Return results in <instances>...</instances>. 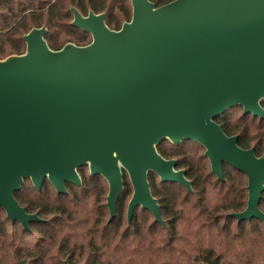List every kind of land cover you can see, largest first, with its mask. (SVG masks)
Returning <instances> with one entry per match:
<instances>
[{"label":"water","instance_id":"water-1","mask_svg":"<svg viewBox=\"0 0 264 264\" xmlns=\"http://www.w3.org/2000/svg\"><path fill=\"white\" fill-rule=\"evenodd\" d=\"M131 5L132 19L120 30L108 27L104 13L72 8L71 26L92 37L86 46L54 51L48 30L35 28L24 36V54L0 60V206L29 231L40 220L15 199L24 180L41 189L48 178L63 194L67 182L82 186L78 170L88 166L109 185V222L126 173L129 225L141 208L165 226L150 174L193 190L158 146L192 141L218 180L225 181V164L246 175L247 207L230 216L264 224V157L216 122L236 107L264 120V0Z\"/></svg>","mask_w":264,"mask_h":264},{"label":"trees","instance_id":"trees-1","mask_svg":"<svg viewBox=\"0 0 264 264\" xmlns=\"http://www.w3.org/2000/svg\"><path fill=\"white\" fill-rule=\"evenodd\" d=\"M150 1L161 7L174 0ZM72 8L83 16L90 11L104 13L112 30L132 19L131 0H0V60L24 54V36L35 28L48 30L45 40L54 51L68 42L88 45L90 35L71 26ZM236 110L243 112L241 107L233 108L216 122L228 136H238L241 148H254L256 156L264 157V120L237 116ZM158 151L165 159L178 161L177 169L185 171L193 190L150 175L165 226L143 209L136 211L129 225L125 208L132 188L126 173L116 218L109 222V185L82 168V186L72 185L67 201L55 195L54 210L44 214L53 217L50 229L42 230L34 242H68L69 264H264V224L257 219L238 223L230 216L247 207L246 175L225 164V181L218 180L205 149L192 141L180 145L166 141ZM22 194L32 195L26 186ZM260 208L264 212V194ZM24 237L33 235L21 230L20 235L10 236L0 224V264H48L33 258L38 252L22 243Z\"/></svg>","mask_w":264,"mask_h":264},{"label":"flooded vegetation","instance_id":"flooded-vegetation-1","mask_svg":"<svg viewBox=\"0 0 264 264\" xmlns=\"http://www.w3.org/2000/svg\"><path fill=\"white\" fill-rule=\"evenodd\" d=\"M164 142H166V141H164ZM164 142L161 145H163ZM160 146H158V148ZM171 160H174V159H171ZM174 161H176V170L181 171V169H177L178 161L177 160H174ZM82 168H86L87 170H89L88 166H85ZM82 168H80V169H82ZM80 169L78 170V172L80 171ZM182 171H184V170H182ZM185 176H186V173H185ZM28 184H30V185H28ZM72 185L73 184L67 182L65 184L66 193L60 194V193H58V191L56 190V188L54 187V185L50 182V180L48 178H45V180L41 186V189H38L37 186L33 183V181L31 179L24 180L21 191L15 193V199L17 200V202L20 204V206L25 210V212L28 215H36L38 220H40V221L30 222V224H29L30 230L29 231L25 230L20 221H15L14 223H12V221L8 218L7 213L4 210V208L0 206V224H2L3 231L6 230L8 232L9 229L27 231L33 235L34 240H38L41 237V235H43L42 230H44L46 227H47V229H50L48 227L52 223L53 217H52V215H47V216H45V215L47 214V212H52L54 210L55 195H57V196L63 195L64 197H66V201H67V197L69 196V192H70V187ZM25 186L30 189V191L32 193L31 197H28V196L22 194ZM124 188H126L125 181H124ZM124 191H125V189H124ZM154 198H156V197H154ZM128 206H129V204H128ZM117 207H118V203H117ZM139 209H141V208H139ZM117 210H118V208H117ZM117 210H116V212H117ZM127 213H128V207H127ZM109 215H110V212H109ZM154 220H155V218H154ZM8 233L10 234V232H8ZM10 236H13V235L10 234ZM1 243L2 242H0V244ZM67 243L68 242H33V246H31V247H34L36 249V251L38 252L36 255L33 256V258H36L38 260L43 259L48 264H54V263L69 264V262H68L69 256L66 255V253H68V246H66ZM45 250L49 251L48 255L43 254V253H45Z\"/></svg>","mask_w":264,"mask_h":264},{"label":"rangeland","instance_id":"rangeland-1","mask_svg":"<svg viewBox=\"0 0 264 264\" xmlns=\"http://www.w3.org/2000/svg\"><path fill=\"white\" fill-rule=\"evenodd\" d=\"M91 41H92V37L90 36V42H89V44L91 43ZM68 43H72V42H68ZM67 43V44H68ZM74 44V43H73ZM66 45V44H65ZM234 113L237 115V116H240V115H242V111H240V110H236V111H234ZM86 173L87 174H89V170H86ZM127 177H128V175H127ZM157 180L159 181V178H157ZM128 183H129V185L131 186V188H132V192H133V187H132V185H131V182H130V180H129V177H128ZM28 185H30V184H28ZM109 187V186H108ZM126 189V188H125ZM132 195H133V193H131V195H130V198L128 199V201L126 202L127 204H126V208H125V219H127V207H128V204H129V202H130V200H131V198H132ZM141 212V210L139 211V213ZM8 232H10V234L11 235H16V236H18V234L20 235L21 234V231L20 230H11V229H9V231ZM23 240H24V242H22L25 246H27V247H31V246H33V242H34V237H32V238H30V237H24L23 238Z\"/></svg>","mask_w":264,"mask_h":264}]
</instances>
